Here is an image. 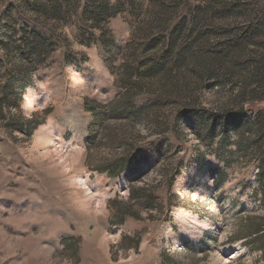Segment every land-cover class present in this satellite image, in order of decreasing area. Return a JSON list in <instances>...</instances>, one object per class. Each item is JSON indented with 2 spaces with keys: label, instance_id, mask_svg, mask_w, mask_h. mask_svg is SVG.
<instances>
[{
  "label": "rangeland",
  "instance_id": "1",
  "mask_svg": "<svg viewBox=\"0 0 264 264\" xmlns=\"http://www.w3.org/2000/svg\"><path fill=\"white\" fill-rule=\"evenodd\" d=\"M263 182L264 0H0V264H264Z\"/></svg>",
  "mask_w": 264,
  "mask_h": 264
},
{
  "label": "trees",
  "instance_id": "2",
  "mask_svg": "<svg viewBox=\"0 0 264 264\" xmlns=\"http://www.w3.org/2000/svg\"><path fill=\"white\" fill-rule=\"evenodd\" d=\"M228 50H232V48L231 47H229L228 48ZM249 112H251V109H249L248 110ZM119 163H116L115 165H114V167H109L108 169H107V171L108 172H112L113 174V176H116L120 171H122V169H123V167H122V165L124 164V163H121V164H119ZM171 185V183L169 184V186ZM262 189H263V191H264V182H263V185H262ZM259 222H261V221H259ZM249 225L250 226H252L254 229H252L253 230V233L252 234H255V237H257V238H259V237H262V236H264V228L263 229H261V227L262 226H264V221H262L261 222V224L259 223L258 225H257V223H253V221H249ZM251 230V231H252ZM260 232H262L261 234H260ZM252 234H250V236H248L249 238L251 237V235ZM255 239V238H254Z\"/></svg>",
  "mask_w": 264,
  "mask_h": 264
}]
</instances>
